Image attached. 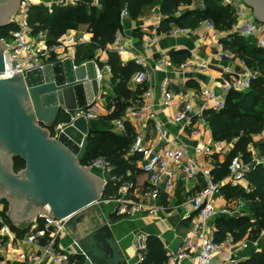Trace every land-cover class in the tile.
Returning <instances> with one entry per match:
<instances>
[{
	"label": "built area",
	"instance_id": "obj_1",
	"mask_svg": "<svg viewBox=\"0 0 264 264\" xmlns=\"http://www.w3.org/2000/svg\"><path fill=\"white\" fill-rule=\"evenodd\" d=\"M79 2L80 0H22L19 15L10 19L9 24H13L14 27L8 30L6 35L0 37V40L8 45L3 51L4 71L0 72V79L13 77L17 71L25 76L30 70L43 68L47 64H53L67 57H72L76 62L78 47L90 42V39L85 35L79 36L76 30H69L58 37L55 42L50 43L46 29L34 30L28 25L27 11L31 5H43L49 13H53L57 6H74ZM220 3L230 8L236 17V23L231 28L234 35L223 37L221 30L209 19L203 20L200 24L210 30L207 37H209L211 44H219L225 49L222 48L221 56L224 58L233 56V51L228 47V44L236 34L247 39L249 43L264 49V23L247 16L245 3L242 0H220ZM93 5L102 8L100 0H94ZM183 6L191 7L190 4ZM126 16H129L127 8L124 11V17ZM160 27L161 21H157L152 26L146 43L147 48L159 41ZM174 32L180 35H192L195 29H186L176 25ZM113 44L118 53L124 52L126 49L125 44L122 43V34L119 31ZM153 54L149 56L151 57ZM160 54L164 56L161 61L162 64L171 63V58L165 52ZM149 56H138L135 60L139 70L133 76V82L136 86L148 84L143 94V101L128 106L122 116L113 119V129L118 134L125 132L127 125L133 127V143L129 153L140 156L139 170L141 173L136 178H129L132 176L130 172L127 174L114 173L115 168L103 157L95 159L87 167L97 168L107 176L103 185V192L108 185L111 188H116L118 194L112 193L105 201L114 203V213L122 218L152 214L157 216L159 211H165L169 206V204H159V199L162 195L166 196L167 199V195L176 187L179 180L187 182L200 179L201 188L190 199L194 212L190 226L177 251L168 255L166 264H182L184 261H190L192 264H220L217 257L224 250L227 253L221 262L223 264H236L240 260L235 259V254L257 241L252 242L249 238L235 241L230 235L218 241L215 220L221 216L238 217L245 215V200L241 198L228 199L224 195V187L228 185L241 186L249 190L248 174L253 164L247 162L245 156L239 153L230 161L228 175L223 180L216 181L213 172L215 162L209 158L227 152L229 142L212 138L204 146L191 150L184 146H178L174 140L170 139L168 126L157 120V114L148 101L152 93V74L147 68ZM240 63L242 71L238 73L237 81H225L222 92L217 90L205 91L204 89L194 92L188 89L179 90L171 78H166L161 85L160 103L163 107L176 105L179 108L178 113L171 118V121L179 124L184 123L185 126L191 127L195 100L206 103L207 109L220 111L225 108L226 98L231 90H249L259 78L260 72L249 67L244 60H241ZM208 65L205 60L199 58L198 54H191L190 58L178 64L174 71L185 76L188 73L203 72ZM106 72L108 74L112 72L109 65L99 68L100 84L105 79ZM114 110L113 104L106 110V113L110 115ZM64 112L70 116L71 121L58 124L55 127L54 137L63 127L78 117L85 116L87 120H90L99 116L95 103L86 108L77 109L73 113L67 109ZM149 121L153 122L156 131L154 140H147ZM257 140L263 141V134L255 135L254 142ZM219 198L225 200L224 205H216ZM2 211L0 208V212ZM79 213L80 211H76L61 219L51 216L50 213L38 216L43 220L44 227L39 228L37 218L34 228L24 238L29 244L35 245L38 250L37 254L31 258L30 264H92L80 248L79 241L69 229V224L75 220ZM0 222H2L0 232L2 236H13L15 240L23 239L16 237L9 223L3 221L1 215ZM66 236L72 237L73 244L63 247L61 239ZM263 237L264 231L261 238ZM147 240L148 234L145 232H138L135 235L133 247L139 262L145 259ZM79 257H82L83 262Z\"/></svg>",
	"mask_w": 264,
	"mask_h": 264
},
{
	"label": "trees",
	"instance_id": "obj_2",
	"mask_svg": "<svg viewBox=\"0 0 264 264\" xmlns=\"http://www.w3.org/2000/svg\"><path fill=\"white\" fill-rule=\"evenodd\" d=\"M195 1L197 0H127L126 8L129 17L137 19L145 13L148 7L159 2L162 15L160 34L168 32L171 25L196 29L205 19H213L214 21H212L219 30L231 29L236 23V17L231 9L223 6L220 0H200L203 7L188 8L179 13L182 5H189ZM93 2L94 0H80L79 4L74 6H57L53 13H49L43 5H31L27 11V22L34 30L46 29L50 43L55 42L58 37L69 30L78 31L81 24L87 25V31L92 33V39L90 43H84L78 47L76 62L81 64L85 60H89L92 55H96V51L99 49L106 51L107 61L103 62L97 59V62L101 68L109 65L112 69L113 82H117L115 86L117 95L114 99L109 100L107 105L108 108L113 104L115 106L114 112L107 117L112 120L122 116L128 106L142 102L146 87L138 85L135 90H130L128 85L132 76L139 70V66L134 60L123 64L119 53L109 49V45L115 42L119 31L117 16L120 7L119 0H100L103 6L101 9L93 5ZM13 27V24L0 27V37L6 35L8 30ZM143 33L140 29L133 31L135 38H142ZM84 46L89 49H87L89 53L85 55V59H81L78 54L81 55L80 52ZM228 47L249 67L259 70L260 76L247 91L231 90L227 95L224 109L220 111L209 109L206 112V119L214 139L229 142L238 138L228 156L224 160L216 162L213 171L216 181H221L228 175V165L232 158L239 153H242L249 162L252 161L249 145L254 143L255 135L263 134L264 136V49L249 43L240 35L234 36ZM190 56L191 53L185 51L171 53V59L176 65L184 62ZM70 121V116L63 112L56 124H43V126L49 128L53 136L58 124ZM129 128L128 126L126 129L127 135H119L109 130H91L87 152L81 160V164L88 166L95 159L103 157L115 168L114 173L127 174L130 172L132 176L129 178H136L141 173L137 164L140 156L129 153L133 143V131H129ZM259 149L264 158V140L259 144ZM13 161L15 171L26 166L25 161L19 156L13 157ZM250 163L253 165L248 174L249 191L241 186L228 185L224 187V195L228 199L241 198L245 200V215L218 217L215 220L218 241L230 235L235 241L249 238L253 242L262 236L264 231V160ZM114 190L116 188H111L108 185L103 194L109 196ZM6 209L5 206V209L0 212L3 221L9 223L16 237L22 238L29 228L22 230L17 224L11 223L6 215ZM111 217H115L114 214ZM37 223L39 228L44 227L41 218H38ZM1 227L2 222H0V232ZM5 240L6 237L0 233V243ZM79 258L83 262L82 257ZM167 260L168 254L162 239L156 235H148L145 259L138 264H166ZM236 264H264V250L253 252L247 259Z\"/></svg>",
	"mask_w": 264,
	"mask_h": 264
},
{
	"label": "water",
	"instance_id": "obj_3",
	"mask_svg": "<svg viewBox=\"0 0 264 264\" xmlns=\"http://www.w3.org/2000/svg\"><path fill=\"white\" fill-rule=\"evenodd\" d=\"M21 1L6 13L0 10V27L9 25ZM246 1L264 20V0ZM119 3L118 30L125 35L127 0ZM5 46L0 40V72L4 71ZM99 68L95 55L81 64L67 57L25 76L17 71L13 77L0 79V199L13 203L10 219L14 223L47 213L43 205H49L50 215L58 219L80 211L69 229L91 263L130 264L108 222L85 236L80 229L87 218L86 209L99 200L105 183L90 173L89 167L81 166L91 132L87 118H76L56 137L43 126L56 124L66 109L73 113L95 103L100 93ZM15 81L19 85H14ZM19 97L26 99V108ZM12 155L26 163L19 175L12 172Z\"/></svg>",
	"mask_w": 264,
	"mask_h": 264
},
{
	"label": "crops",
	"instance_id": "obj_4",
	"mask_svg": "<svg viewBox=\"0 0 264 264\" xmlns=\"http://www.w3.org/2000/svg\"><path fill=\"white\" fill-rule=\"evenodd\" d=\"M242 1L247 6V16L250 19L264 23V20H261L255 15V6L248 3L246 0ZM193 3L190 4V8L204 6L201 1H195V3ZM188 8L189 7L181 6L179 13ZM161 20L162 15L160 13L159 2L148 7L145 10V13L137 19H132L129 16L124 17L123 25L125 35H122V43L125 44L126 49L124 50V52L119 53V55L123 64H127V62L131 60L135 61L138 56H149L150 54L154 53L147 59V68L152 74V93L148 101L157 114V120L164 122L168 126L170 131V139L174 140L178 146H184L192 150L197 147L199 148L201 146H204L209 139L214 138L209 122L206 119V112L209 109L206 108V103L195 100V108L192 115V126H185L184 123H173L171 121V118L178 113L179 108L176 105H170L167 107H163L161 105L160 100L162 96V83L166 78H171L174 81L177 89L179 90L188 89L194 92L196 90L204 89L205 91L217 90L218 92H222L224 91L225 81H237V75L242 71L240 63L242 59L233 50V56L231 58H224L223 56H221L224 48L219 44H211L209 37H207L210 33V30L202 24H200L195 29V32L192 35L176 34L174 32V26L176 25H171L168 32H162L160 34V39L157 43L151 44V46L147 48L146 43L151 33L152 26L157 21ZM135 29H140L141 32H144L142 38L134 37L133 31ZM77 32L79 34V31ZM221 32L223 37L225 35H234L232 29L221 30ZM83 35L89 38L91 42L92 33L87 31ZM235 36H237V34ZM224 40L226 41L225 38ZM90 42H87L85 44H88ZM109 49L115 50V46L113 43L109 45ZM177 51H185L190 52L191 54H198L199 58L205 60L209 65L203 72L188 73L185 76L177 74L174 71V68L177 65L172 61V59L170 64H162L161 61L163 60L164 56L160 54L161 52H165V54H167L171 58V53ZM95 58L96 60L100 59L101 61L106 62V51L102 49L97 50ZM133 76L128 85L130 90H135L137 88L136 84L133 82ZM116 83L117 82H113L112 73L108 74L106 72L105 79L102 80L100 84L99 96L95 100V105L99 112V117L101 118L88 120L90 130L101 131L111 130L113 128V119L110 120L107 118L109 114L106 113V110L108 109L107 105L109 100L114 99L117 95L115 91ZM145 87L147 89L148 84H146ZM128 126L130 127L129 131H133V127L127 125V127ZM47 130L49 133H51L49 128H47ZM194 131L197 132L195 133ZM122 134L127 135V130ZM155 137L156 131L154 129L153 122L149 121L147 127V140H154ZM253 144L254 143H251L249 146L253 147ZM234 146L235 142L233 140L229 141L227 152H225L223 155H217L216 157L209 159H211V161H214L215 164L218 160H224L228 156V153L232 151ZM260 158L261 159L258 162H262L264 160L262 157ZM11 160L13 174L19 175V173L24 168L19 171H15L13 155L11 156ZM139 160L137 162L138 167L140 164ZM81 166L87 167L82 164ZM88 171L104 181L107 178V176L97 168L89 167ZM201 183L202 182L200 179L187 182L184 180H179L176 187L171 191L169 195H167V199L164 195H162V197L159 199V204H169V206L167 210L159 211L157 216L153 214L137 215L135 217L125 219L121 218V220L117 222H112L111 220H109V218L107 219L106 217V222H108L113 227L116 238L130 264L139 263V260L137 259L135 253V249L133 247L134 238L138 232H145L148 235H156L161 238L168 255L172 252L177 251L180 244L182 243V240L190 226L191 220L194 215L193 204L191 203L190 199L194 195V193L199 188H201ZM113 193L118 194L117 190H115ZM95 204L99 205V208L102 210V214H109L110 216L115 214L114 207L111 206L110 202L107 203L106 201H101L99 198L98 202H96ZM224 204L225 200L223 198H219L216 201L217 206H222ZM5 206L7 207L6 215L9 221L11 223H14L10 219L13 213V203L4 197L0 199V208L4 210ZM43 207L45 208L47 213H50L49 205H43ZM36 219L30 220L29 222L14 223L17 224L22 230L27 227L29 228V230L24 233L22 237L23 239L15 240L13 236H5L6 240L0 243V264L31 263V258L37 254L38 250L35 245L29 244L24 238L34 228ZM66 239H69L70 241L68 240L67 244H63L64 242L61 241L63 247H67L73 244L71 239L68 237L64 238L63 240ZM258 250H264V242H262L261 238H259L255 244H251V246H249L248 248L240 250V252L235 254V259L243 261L247 259L253 252ZM226 253L227 251L225 250L219 253L217 258L220 264H223L221 261L225 259ZM182 264L192 263L190 261H184Z\"/></svg>",
	"mask_w": 264,
	"mask_h": 264
},
{
	"label": "rangeland",
	"instance_id": "obj_5",
	"mask_svg": "<svg viewBox=\"0 0 264 264\" xmlns=\"http://www.w3.org/2000/svg\"><path fill=\"white\" fill-rule=\"evenodd\" d=\"M198 1H200V0H197L196 2H198ZM195 3V2H194ZM193 3V4H194ZM193 6V5H192ZM195 6H197V5H195ZM103 7V6H102ZM194 7V6H193ZM195 8V7H194ZM20 9V8H19ZM19 9L14 13V15L13 16H16V15H19ZM99 9H101V8H99ZM192 9V8H191ZM12 16V17H13ZM209 20H213V19H209ZM214 21V20H213ZM79 35H83V34H85L86 32H87V25H85V24H81L80 25V27H79ZM88 48H86V46H84L83 48H82V50H81V52H80V56H79V54H78V57H80L81 59H85V55H87L88 53H89V49L87 50ZM87 60H85L84 62H86ZM84 62H82V63H84ZM76 64H77V62H76ZM100 116V115H99ZM98 116V118H101V117H99ZM97 119V118H96ZM90 120H92V119H90ZM109 131H111V132H113V133H116L115 132V130L112 128L111 130H109ZM238 140V138H234L233 139V141L235 142V144H236V141ZM262 141H259V140H257V141H255L254 142V144H253V147L252 146H249V151L251 152V160L252 161H250V162H258L261 158L260 157H262V155H261V151H260V149H259V144L261 143ZM263 158V157H262ZM264 159V158H263ZM247 161H248V159H247ZM249 162V161H248ZM249 162V163H250ZM115 191V190H114ZM113 193V192H112ZM113 194H115V193H113ZM101 199V201H105V199H107L108 198V195H101V197H100ZM108 203V202H107ZM105 204V203H104ZM110 204H111V206L112 207H114L115 208V204L114 203H111L110 202ZM106 205V204H105ZM86 212H87V218H86V220H85V222L83 223V224H81L80 225V229H81V232L83 233V236H85V235H87V234H89V233H91L92 231H94L95 229H97V228H99L101 225H103L107 220H106V217H107V219L109 218V220H111L112 222H117V221H119V220H121V219H119L118 217L119 216H117L116 214H114V216L115 217H111L109 214H102V210L99 208V205L98 204H93V205H91L90 207H88L87 209H86ZM245 212V211H244ZM122 219H125V218H122ZM66 237H68V238H70L71 239V241H72V237L71 236H66ZM66 237H63L62 239H61V241L62 242H64L63 244H67V241L69 240V239H66V240H63L64 238H66ZM261 240H262V242H264V237L263 238H261ZM70 241V240H69ZM251 245V244H250Z\"/></svg>",
	"mask_w": 264,
	"mask_h": 264
},
{
	"label": "flooded vegetation",
	"instance_id": "obj_6",
	"mask_svg": "<svg viewBox=\"0 0 264 264\" xmlns=\"http://www.w3.org/2000/svg\"><path fill=\"white\" fill-rule=\"evenodd\" d=\"M17 2L18 0H0V10H2L3 13H6V11H8L9 8H12ZM14 85L16 86L19 85V82L15 81ZM19 99L21 100L24 108H26L27 107L26 99L23 97H19Z\"/></svg>",
	"mask_w": 264,
	"mask_h": 264
}]
</instances>
